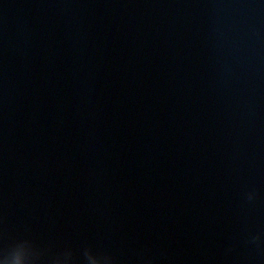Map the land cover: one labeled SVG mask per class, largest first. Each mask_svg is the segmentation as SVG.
<instances>
[{
  "label": "water",
  "instance_id": "obj_1",
  "mask_svg": "<svg viewBox=\"0 0 264 264\" xmlns=\"http://www.w3.org/2000/svg\"><path fill=\"white\" fill-rule=\"evenodd\" d=\"M22 240L264 264V0H0V250Z\"/></svg>",
  "mask_w": 264,
  "mask_h": 264
},
{
  "label": "clouds",
  "instance_id": "obj_2",
  "mask_svg": "<svg viewBox=\"0 0 264 264\" xmlns=\"http://www.w3.org/2000/svg\"><path fill=\"white\" fill-rule=\"evenodd\" d=\"M255 198L254 193L248 194V200L251 201ZM260 236L256 235L251 237L252 243H258ZM87 260V264H114L113 258L108 255L93 254L90 248H86L83 253ZM43 252L34 247L31 241L22 240L16 241L7 248L0 250V264H37L41 260ZM72 253L66 251L64 258H56L52 264H68ZM145 264H150L146 261Z\"/></svg>",
  "mask_w": 264,
  "mask_h": 264
}]
</instances>
